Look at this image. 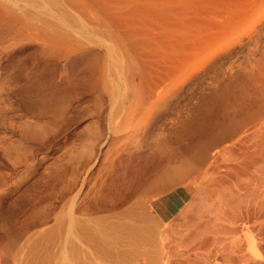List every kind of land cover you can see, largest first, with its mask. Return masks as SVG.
Masks as SVG:
<instances>
[{
    "label": "bare ground",
    "instance_id": "obj_1",
    "mask_svg": "<svg viewBox=\"0 0 264 264\" xmlns=\"http://www.w3.org/2000/svg\"><path fill=\"white\" fill-rule=\"evenodd\" d=\"M230 36L229 32L227 37ZM98 41L97 47L84 42L76 50L56 52L62 58L64 68L58 77V85L53 86L48 81L44 86L47 95L30 100L33 103H27L22 113L12 110L9 115L10 97L1 96L0 116L4 131L0 135V158L11 164L14 170H33L46 156L42 150L57 144L60 131L65 129L80 106V111L91 117V124L98 127L101 120V127L91 134L83 160L51 175L56 182L52 188L57 187L48 196L57 198L68 193L78 213L93 209L112 220L108 221L107 232L104 230L108 227L103 229V225H100L101 230L97 224V228L87 233L83 228L74 229L71 223L64 241L70 239L71 243V240L81 239L85 243L81 249L92 254L87 260H97L93 264H240L242 261L264 264L249 254L252 240L247 237L254 228L264 244V89L256 101L255 110L249 112V108L236 103L235 109L228 114L230 119L225 127L217 120L211 123L203 118L188 120V112L182 119L178 111L180 102H190L198 94L212 89H206L208 86L198 89L196 86L178 98L176 93L180 82L176 73L183 63H177L175 55L167 50L113 48L111 42ZM256 48L254 43L248 51V59ZM201 55H197L198 59ZM193 64L194 61L190 66ZM202 66V62L197 64V71H201ZM260 86L264 87V84L260 83L259 90ZM42 90L40 86L34 89L35 94ZM216 91L212 90L210 93L213 94L205 97L208 101L197 108L196 115L207 112L210 103L218 100L221 92ZM84 93L89 94L90 99L81 105ZM53 97L58 98L59 105L50 109L49 102ZM25 116L35 121L21 120ZM49 122L58 127L57 132L35 129L39 123L44 127ZM8 128L11 130L8 133L19 130L18 140L7 135ZM191 134L199 137L197 143L190 141ZM218 147H222L221 154L231 156L229 159L227 154V157L224 155L227 164L220 158L224 166H219L215 159L212 161L216 155L210 157ZM214 151L213 154L218 156L220 151ZM226 158L229 161L226 162ZM101 160L106 171L88 188L92 170ZM55 165L54 160L50 168ZM243 175L246 178L241 179ZM177 185L183 193L181 199L187 198L188 203L174 209ZM48 196L38 191L29 200L32 225L36 224L42 230L54 226L53 222L49 223L50 212L42 207L39 209V204L46 198L50 200ZM48 203L52 208V203ZM241 236L243 239L247 237L243 240L246 247ZM246 251L249 257L244 254ZM101 255L108 258L98 260ZM80 264L86 262L80 261Z\"/></svg>",
    "mask_w": 264,
    "mask_h": 264
},
{
    "label": "rangeland",
    "instance_id": "obj_2",
    "mask_svg": "<svg viewBox=\"0 0 264 264\" xmlns=\"http://www.w3.org/2000/svg\"><path fill=\"white\" fill-rule=\"evenodd\" d=\"M262 3L264 0H0V85H2L0 98L10 97L12 107L9 103L7 107L11 109V111L7 110L9 115L12 114V110L20 114L27 103L31 104L33 103L31 101L47 95L48 91L44 86L48 81L53 86L58 85V77L64 72V68L61 64L62 58L58 57L56 52L66 49L76 50L83 46L84 42H88L89 46L97 47L100 42L98 40H105L106 44L111 42L113 48L167 50L172 56L175 55L177 63H183L182 66L178 64V69L181 68L176 73L178 74L176 79L180 82L176 93L178 98L188 94L196 86L198 89L208 86L206 89H212L213 92L217 89V93L221 92L218 100L210 103L207 112L203 111L197 115V108L208 101L205 97L213 94L210 93L212 90L198 94V97L191 99L190 102L181 101L179 107L182 110H178L181 118L184 119L183 114L188 112L186 114L188 120L203 118L208 123L217 120L220 126L225 127L229 122L228 114L231 109L241 104L246 106V109L249 108V112L253 111L257 99L262 96L264 87L260 86L259 90L260 83L264 84V5ZM225 25L228 27L227 31ZM220 26L222 30L225 26L221 34H219ZM230 29L236 31L232 33ZM229 32L231 36L228 38ZM224 36L226 39H223ZM254 43L258 49L256 48L254 56L248 59V51ZM197 51L203 54H196ZM197 55L198 57L201 55L199 59ZM190 56V60L185 61ZM246 60L252 63V67H249L250 63L248 64ZM191 61H194V64L190 66ZM201 62L203 71H197L196 66ZM185 68L189 70L186 71ZM228 72L232 74L229 75ZM36 86L42 87V92L35 94ZM24 99L29 102H25ZM88 99L90 95L84 93L81 97L83 101L81 105H85ZM57 101V97L50 100V109L58 107ZM79 107H77L79 111L68 120L65 129L60 131L57 144L46 151L42 150L46 156L33 170L29 172H25L22 168L14 170L11 164L0 158V264H80V261L93 264L96 260L95 258L87 260L92 254L81 249L85 247L81 239L71 240V244L70 239L64 241V235L69 232L71 223L74 229L83 228L84 232L91 233L98 225L99 230L102 225L103 229L110 226L109 222L112 219L109 216V219L107 216L103 217L105 213L93 209L78 213L68 193H63L57 198L48 196L57 187L56 185L52 188L53 183L56 182L51 175L83 160L90 145L91 134L101 127V120L97 123L98 127H94L90 122L91 117L80 111ZM23 119L33 118L25 116L21 118ZM43 119L46 121L45 117ZM42 120L41 123L44 122ZM41 123L36 126V130L44 128L48 131H58L55 124L49 122L43 127ZM3 128L0 116V135L3 134ZM7 130L8 136L18 140V129L13 133H8L11 131L10 128ZM189 136L191 142H198V136L192 134ZM220 148L222 147L216 150L220 151ZM213 151L212 153L210 151V157L216 155L217 159L212 158V161L215 159L219 166H224L220 158L225 163L223 157L227 153L221 154L220 151L217 156ZM227 155L230 159V154ZM229 159L226 158V162ZM54 160L57 166L50 168ZM99 164L101 171L97 170L98 165L92 170L88 188L106 171L104 161L101 160ZM44 165L48 166V170ZM242 178L246 177L243 175ZM38 191L50 199L46 198L42 204H39V209L42 207V210L50 212L49 223L53 222L54 226L49 230H42L36 224L32 225V220L29 218L32 213L29 200L31 195ZM182 194L180 186L177 185L174 193V209L183 207L187 202V198L181 199ZM48 202L52 203V208L48 207ZM90 207L95 208V206ZM73 217L75 220H71ZM107 230L109 227L104 231ZM240 235L241 233L238 234ZM247 237H251L252 240L249 253L251 257L257 261H264V244L256 230L251 229ZM247 237L244 239L243 236L239 237L241 242L245 243L244 247L246 241L243 240ZM245 253L249 257L247 251ZM105 256H99L98 260L103 261L104 258H108ZM240 264L247 263L242 261Z\"/></svg>",
    "mask_w": 264,
    "mask_h": 264
}]
</instances>
